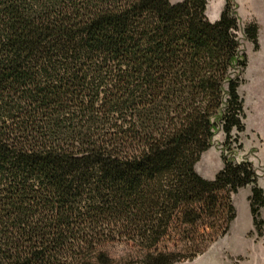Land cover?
Masks as SVG:
<instances>
[{"label": "trees", "instance_id": "obj_1", "mask_svg": "<svg viewBox=\"0 0 264 264\" xmlns=\"http://www.w3.org/2000/svg\"><path fill=\"white\" fill-rule=\"evenodd\" d=\"M0 0V264L193 261L225 237L233 196L264 189L250 161L196 165L218 131L243 148L248 56L234 0ZM244 35L260 49L258 23Z\"/></svg>", "mask_w": 264, "mask_h": 264}, {"label": "rangeland", "instance_id": "obj_2", "mask_svg": "<svg viewBox=\"0 0 264 264\" xmlns=\"http://www.w3.org/2000/svg\"><path fill=\"white\" fill-rule=\"evenodd\" d=\"M182 1L172 0V3ZM234 4L240 26L239 39L249 61L248 68L243 75L244 84L240 89V94L245 102L246 114V131L240 135L243 148L232 154L226 152L223 147L225 136L222 131H218L213 139L210 152L199 163V170L204 174L219 172L224 164V156L237 162L247 160L253 163L259 181L264 186V0H234ZM219 7V0H209L207 13L211 16L216 15ZM252 22L258 23L260 27V49L258 51L246 39L243 32L245 26ZM230 244L232 247L240 245L233 240L230 241ZM106 250L114 264H143L147 252L135 242L111 244L107 246ZM203 255L193 261H183L177 264H222L223 260L219 251L212 252L206 258ZM239 260L241 259H234L232 264H239Z\"/></svg>", "mask_w": 264, "mask_h": 264}, {"label": "crops", "instance_id": "obj_3", "mask_svg": "<svg viewBox=\"0 0 264 264\" xmlns=\"http://www.w3.org/2000/svg\"><path fill=\"white\" fill-rule=\"evenodd\" d=\"M220 7L216 15H209L206 12L210 21L216 22L220 19L225 7V0H219ZM210 152V149L202 155V158ZM201 158V159H202ZM201 161V160H200ZM200 163V162H199ZM199 163L196 165V171L207 180H214L217 174L224 168L221 166L219 172L215 174H204L199 170ZM260 187L264 189L263 184L259 181ZM252 195L251 187L244 188L233 196V203L237 211V217L233 221L229 233L215 242L206 253L204 258L215 251L221 252L222 264H232L234 259L239 260V264H264V237H258L254 226L253 216L250 206V197ZM244 218L242 219V215ZM264 217V209L261 211ZM237 241L239 247H232L230 241ZM259 241V242H258Z\"/></svg>", "mask_w": 264, "mask_h": 264}]
</instances>
